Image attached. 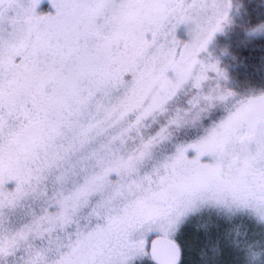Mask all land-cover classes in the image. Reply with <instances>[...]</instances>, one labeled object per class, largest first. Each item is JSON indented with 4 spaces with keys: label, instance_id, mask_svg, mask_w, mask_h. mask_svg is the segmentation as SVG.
Wrapping results in <instances>:
<instances>
[{
    "label": "snow or ice",
    "instance_id": "6c2138e0",
    "mask_svg": "<svg viewBox=\"0 0 264 264\" xmlns=\"http://www.w3.org/2000/svg\"><path fill=\"white\" fill-rule=\"evenodd\" d=\"M230 7L231 0H0V256L23 248L24 264H124L111 241L171 195V174L197 147L176 148L146 171L191 109L147 139L141 130L186 84L197 90L191 108L201 111L234 96L203 91L209 72L224 73L200 59ZM189 21L197 40L187 50L173 33ZM201 143L218 149L241 191H258L264 218V94L238 101ZM28 198L40 202L39 214L5 228L4 210ZM178 218L168 224L167 264H180ZM159 235L147 234L138 264H159L148 245Z\"/></svg>",
    "mask_w": 264,
    "mask_h": 264
},
{
    "label": "rangeland",
    "instance_id": "374dc122",
    "mask_svg": "<svg viewBox=\"0 0 264 264\" xmlns=\"http://www.w3.org/2000/svg\"><path fill=\"white\" fill-rule=\"evenodd\" d=\"M259 15L261 18H257ZM172 23L175 24V21ZM235 32L237 33L232 36ZM173 35L177 46L190 50L197 40V23L189 21L177 24ZM241 35L248 37L249 42L245 48H249V51L259 48L254 41L255 36H263L260 41L264 42V0H231L227 21L222 29L213 35L206 50L200 54V59L205 63H215L224 73L223 77H218L216 73L209 72V80L205 82L203 91L207 93L216 89L217 95L230 91L234 93V96L224 102L217 101L212 107L201 105L204 108L201 111L199 108H191L189 101L197 90L193 89L190 84H186L166 106L167 112L158 115L155 122H149V126L141 130L143 137L147 139L167 123L168 118L178 110L183 112L191 109L186 117L188 123L179 129H172L168 150L157 148L152 159L147 161L146 171H151L164 155H175L176 148L185 147L190 143L197 147L192 149L191 153L185 154L171 174V195L167 199H161L155 209H148L141 217L133 218L120 239L111 241L128 257L124 264H134L137 261L135 257L142 251L146 243L145 237L149 232L155 231L167 235L169 220L177 214L179 218L175 225V237L178 241L177 233L180 232L185 221L190 222L197 230L210 231L213 222L209 217L226 218L228 227L225 230L224 239L226 240L229 236V239L236 245L234 248L249 252L252 258L256 256L254 245L260 246L261 244L251 239L252 236L264 231V220L261 225L253 217V215H258L264 219L258 210L259 201L256 197L259 193L258 191L252 193L241 191L233 179V174L226 167L221 166L218 149L211 143H201L207 140L212 130L226 119L231 111L235 110L238 101L246 102L254 96L264 94V86L241 80L237 74V67H232V55L240 51L244 52L241 49L244 44L239 45L240 41L234 39ZM249 51L245 52L249 53ZM238 69H240L239 66ZM153 188L155 192H159L155 186ZM161 209L166 211H161ZM244 210H247V213ZM39 211L40 202L33 198L26 199L14 209H5V228L19 226L29 221L33 212L39 214ZM245 218L250 221L249 226L251 219L254 218L253 221L256 223L253 226L256 228L259 226L260 229L254 232V228L250 226L249 229L253 231L251 233L247 231L245 222L248 221ZM79 223L82 228L89 224L87 210L80 213ZM103 225L104 221L101 220L99 226L103 227ZM92 226L97 227L95 218ZM34 246L36 248L46 247L39 241L34 242ZM262 249L264 250L258 247L257 253L260 256L264 255ZM52 258L50 253L49 259ZM26 259L27 253L21 248L7 256H0V264H24Z\"/></svg>",
    "mask_w": 264,
    "mask_h": 264
},
{
    "label": "trees",
    "instance_id": "16d2710c",
    "mask_svg": "<svg viewBox=\"0 0 264 264\" xmlns=\"http://www.w3.org/2000/svg\"><path fill=\"white\" fill-rule=\"evenodd\" d=\"M257 18H261V16L259 15ZM236 33L237 32L232 34V36H234ZM262 38L263 36L254 37V41L260 49L257 48L253 49L252 51H249V48H247L248 50L245 48V45H247L249 42L247 36L244 37L241 35L237 36V38H234L236 41L238 39V41L241 43L237 44L242 46L244 44V47H241L244 52L240 51L235 55H232V59L234 61H231L232 67H237V74L241 80L249 81L253 84H256L257 86H264V42L260 41ZM245 51H249V53ZM238 66L240 69H238ZM244 212L247 213V210H244ZM253 217L258 224H263L262 222L264 219H261L258 215H253ZM209 218H211V221L213 222V227L210 231L197 230L195 226L191 225V223L188 221H185L182 224L180 232L177 233L179 242L181 243L184 251L181 264H264V255L260 256L257 253L258 247L264 248V231L263 233L252 236L251 240L261 244L260 246L254 245L256 246L254 248V254L256 256L252 258V254L249 252L247 253L241 248H234L236 245H234L229 239V236H227L226 240L224 239L226 232L225 230L228 227V220L226 218L218 219L214 216ZM254 218L251 219L252 222L250 226L254 228L255 232L258 231L260 227L257 226V229L253 226L254 223H256L253 221ZM245 219L248 221L245 222L247 231L251 233L253 230L249 229L250 221L247 218ZM218 246L219 248H217ZM134 264H138V261H136ZM149 264H152V262L149 261Z\"/></svg>",
    "mask_w": 264,
    "mask_h": 264
},
{
    "label": "water",
    "instance_id": "95a60500",
    "mask_svg": "<svg viewBox=\"0 0 264 264\" xmlns=\"http://www.w3.org/2000/svg\"><path fill=\"white\" fill-rule=\"evenodd\" d=\"M176 243L180 246L181 249V255H180V264L183 260V248L179 241L176 239ZM154 246L155 248V254L157 257V260L159 261V264H167V257H168V251H169V240L167 238V235L161 234L159 236H154L149 245V250L151 247Z\"/></svg>",
    "mask_w": 264,
    "mask_h": 264
}]
</instances>
